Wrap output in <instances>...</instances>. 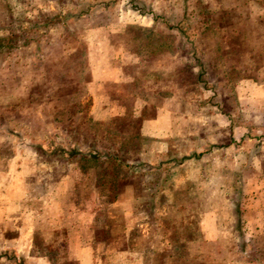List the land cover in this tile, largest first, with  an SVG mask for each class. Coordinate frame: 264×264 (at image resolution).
<instances>
[{
    "label": "crops",
    "instance_id": "crops-1",
    "mask_svg": "<svg viewBox=\"0 0 264 264\" xmlns=\"http://www.w3.org/2000/svg\"><path fill=\"white\" fill-rule=\"evenodd\" d=\"M153 16L141 15L145 25L139 26L153 28ZM128 26H87L77 30L80 39L70 47L81 43L85 50L88 116L115 120L120 136L148 144L150 162L137 173L152 181L119 179L117 197L103 204L91 194L89 202L106 208L103 227L97 215L81 213L68 200L80 174L68 168L59 181L42 183V211L33 222L65 233L73 264H264V61L248 75L237 65L229 72L219 62L229 46H217L212 54L218 61H205L199 94L192 98L195 85L183 83L175 65L177 42L167 53H151L155 68L132 70L147 58L120 50L112 39ZM167 31L177 33L171 26ZM58 44L69 52L65 41ZM212 68L216 79L207 77ZM18 164L19 153L0 154V179L18 173ZM33 168L29 177L36 176ZM103 229L113 237L111 245L97 238Z\"/></svg>",
    "mask_w": 264,
    "mask_h": 264
},
{
    "label": "rangeland",
    "instance_id": "rangeland-1",
    "mask_svg": "<svg viewBox=\"0 0 264 264\" xmlns=\"http://www.w3.org/2000/svg\"><path fill=\"white\" fill-rule=\"evenodd\" d=\"M94 1L0 0V154L19 153L18 173L0 179V264H73L65 233L33 222L42 211L44 189L62 179L68 168L80 173L68 200L102 223L106 208L89 202L91 194L103 204L117 197L119 179L152 181L137 173L150 162L148 144L120 136L115 120L95 122L88 116L85 50L81 43L70 47L80 39L77 30L97 23H130L112 39L120 50L122 46L147 58L143 66L132 68L143 74L155 68L151 53H167L177 42L175 65L183 83L195 85L192 98L199 94L196 84L202 81L205 61H218L212 54L217 46H229L219 61L229 72L237 71V65L248 75L264 61V0ZM147 14L155 17L153 28L139 26L145 25L140 16ZM170 26L177 33L170 34ZM59 41L69 45V52L60 50ZM213 69L207 77L216 79ZM33 166L36 176L29 177ZM98 235L113 243L106 230Z\"/></svg>",
    "mask_w": 264,
    "mask_h": 264
}]
</instances>
